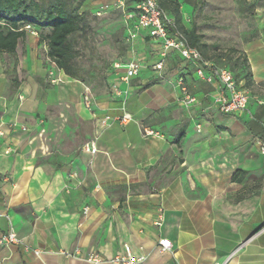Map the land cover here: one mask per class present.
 <instances>
[{"label":"crops","instance_id":"1","mask_svg":"<svg viewBox=\"0 0 264 264\" xmlns=\"http://www.w3.org/2000/svg\"><path fill=\"white\" fill-rule=\"evenodd\" d=\"M32 30L13 56L0 52V236L22 241L0 245V264H117L124 246L139 264H264V158L247 127L258 116L222 114L221 85L175 52L154 70L161 48L144 31L113 62L141 63L127 83L113 64L97 93L59 70L52 84ZM262 46L245 51L254 84L264 83Z\"/></svg>","mask_w":264,"mask_h":264},{"label":"rangeland","instance_id":"2","mask_svg":"<svg viewBox=\"0 0 264 264\" xmlns=\"http://www.w3.org/2000/svg\"><path fill=\"white\" fill-rule=\"evenodd\" d=\"M70 1L76 4L79 0ZM129 1L83 0L81 11L88 13L91 29L85 37L77 39L78 57L75 63L82 83L92 88L95 93L106 85L114 60L118 58L119 52L128 47L127 42L132 41L129 32L132 31L135 21L131 14L132 5L127 4ZM167 2L179 4L182 25L186 30L196 28L202 42L208 45V57L213 58L212 62L217 66L230 68L233 65L235 56L232 62L218 56L230 48L246 55L248 44L262 41V48L264 47V0H167ZM249 3H253L252 9L248 8ZM164 13L168 18H174L170 10H165ZM246 92L250 96L246 112L263 117L264 83L253 82L246 88ZM80 144L84 146L86 143ZM251 186L253 190L249 188L242 193L244 196L256 188L255 184Z\"/></svg>","mask_w":264,"mask_h":264},{"label":"trees","instance_id":"3","mask_svg":"<svg viewBox=\"0 0 264 264\" xmlns=\"http://www.w3.org/2000/svg\"><path fill=\"white\" fill-rule=\"evenodd\" d=\"M141 0H130L127 4L132 5V17L136 13L135 6ZM158 2L159 7L165 11L170 10L173 14V27L170 29L181 32L189 47L196 49L202 59L209 63L212 68H226L234 78L235 83L240 89L246 88L253 83L248 60L244 53H238L235 49H228L218 55L220 59L229 62L234 58V63L230 68L215 65L211 57H208V45L202 42L201 35L195 27L186 30L182 25L181 13L178 3H170L167 0ZM187 2V1H186ZM83 0L73 4L70 0H0V52L14 55L17 43L25 35V28L35 29L40 36V41L44 42L47 48L46 56L55 68L71 80L83 82L78 76L76 59L78 57L77 43L78 38L85 37L91 29L88 13L81 11ZM194 6V5H192ZM253 8V3L247 5ZM16 63V61H15ZM205 73L208 67L201 65ZM195 68V67H194ZM261 116L256 121L248 123V131L259 139H264V129ZM180 137L174 143L178 144ZM246 173L236 171L233 175L234 183H241ZM257 191L254 193H258ZM251 196V195H250ZM241 196L235 201L244 199Z\"/></svg>","mask_w":264,"mask_h":264},{"label":"built area","instance_id":"4","mask_svg":"<svg viewBox=\"0 0 264 264\" xmlns=\"http://www.w3.org/2000/svg\"><path fill=\"white\" fill-rule=\"evenodd\" d=\"M134 20L135 24L132 31L129 32L130 38L133 40L137 35L144 31L147 33V37L153 41H158L161 53L160 60L153 66L156 71H161L167 53L169 51L175 52L182 61L187 64L195 66V74L199 79H202L206 83H213L216 80L223 89V95L218 100V109L222 114L225 115H241L247 111L250 96L249 94L240 89V87L235 83L232 73L226 68L214 69L212 66L202 59L201 54L196 50L188 46L183 34L178 30L171 31L173 27V20L168 18L164 11L159 7L157 0H141L135 6ZM25 30L29 31L31 35L35 32L30 28L26 27ZM201 65L208 67L209 71L206 74ZM54 66V65H53ZM141 63L136 60H131L126 64H114L113 69L115 71L123 70L124 74L121 77V81L128 82L135 78L142 69ZM55 69V70H54ZM53 70L48 71V79L50 83L56 84L61 82V79L54 76V71L57 69L54 67ZM180 87L182 86V80H178ZM114 93H118L115 86L112 87ZM183 93V103L187 106L195 105L196 99L189 95L186 89L181 87ZM124 119V117H123ZM264 129V127H263ZM199 132L200 126L196 127ZM259 153L264 158V139H259L257 141ZM86 152H95V148L92 144L85 147ZM86 213V209L83 210ZM21 240L16 237V234L10 229L6 234L0 236V245L9 246L13 244H21ZM159 248L161 250H169L171 248L170 241L161 240L158 242ZM25 251H30L35 257H40L42 254L40 251L32 250L28 246H24ZM124 256H118L113 259L114 263L117 264H139L143 261L144 257H132L127 246L123 247ZM65 256H70L69 253L63 252ZM90 264H99L101 258L98 256L89 257L86 260Z\"/></svg>","mask_w":264,"mask_h":264}]
</instances>
